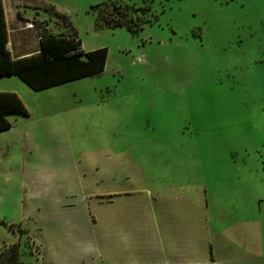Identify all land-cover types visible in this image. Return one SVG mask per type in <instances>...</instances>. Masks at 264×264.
<instances>
[{
	"label": "rangeland",
	"instance_id": "374dc122",
	"mask_svg": "<svg viewBox=\"0 0 264 264\" xmlns=\"http://www.w3.org/2000/svg\"><path fill=\"white\" fill-rule=\"evenodd\" d=\"M19 1L53 33L71 30L45 6L67 13L107 57L44 90L0 78L28 111L0 132V248L18 242L21 264H191L235 225L233 258L261 253L264 0H123L150 4L135 33L96 26L102 0Z\"/></svg>",
	"mask_w": 264,
	"mask_h": 264
},
{
	"label": "trees",
	"instance_id": "16d2710c",
	"mask_svg": "<svg viewBox=\"0 0 264 264\" xmlns=\"http://www.w3.org/2000/svg\"><path fill=\"white\" fill-rule=\"evenodd\" d=\"M47 8L62 17L71 32L53 33L33 18L39 36V50L13 57L7 48L8 31L3 2L0 0V77L16 75L31 89L38 91L101 73L106 63L107 48L84 50L76 38L77 30L69 15L58 11L53 5H46ZM94 8L96 26H125L134 33L148 20L135 12L147 13L151 10L149 3L134 6L123 0H102ZM27 114V108L15 92L0 91V131L11 127L10 115ZM0 224L5 222L0 219ZM20 256L18 242L0 248V264H21Z\"/></svg>",
	"mask_w": 264,
	"mask_h": 264
},
{
	"label": "crops",
	"instance_id": "0c3cea01",
	"mask_svg": "<svg viewBox=\"0 0 264 264\" xmlns=\"http://www.w3.org/2000/svg\"><path fill=\"white\" fill-rule=\"evenodd\" d=\"M2 2L5 11V20L8 31L7 48L10 51L11 55L13 57H21L37 52L39 50V36L32 22V19L35 18V16L31 15L29 12H26L24 10L22 11L21 3L19 0H2ZM34 13L37 15L36 10H34ZM207 223L208 229L210 230L209 220L207 221ZM235 228V225H229V227L225 231L212 232L210 230L211 237L209 238L208 243V256L201 260L194 261L191 264H264L263 244L260 246L261 253L258 252L255 255H248V252L244 251L246 249L245 246L241 245V251L238 250L240 256L238 258H233L234 256L231 255L230 250L231 247H233L234 245H232L229 239H227V235ZM244 252L247 253V255L244 254Z\"/></svg>",
	"mask_w": 264,
	"mask_h": 264
}]
</instances>
